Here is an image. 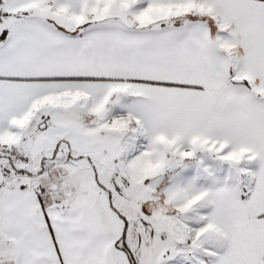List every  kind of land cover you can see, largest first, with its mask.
Wrapping results in <instances>:
<instances>
[{"label":"snow or ice","instance_id":"1","mask_svg":"<svg viewBox=\"0 0 264 264\" xmlns=\"http://www.w3.org/2000/svg\"><path fill=\"white\" fill-rule=\"evenodd\" d=\"M0 264H264V0H0Z\"/></svg>","mask_w":264,"mask_h":264}]
</instances>
